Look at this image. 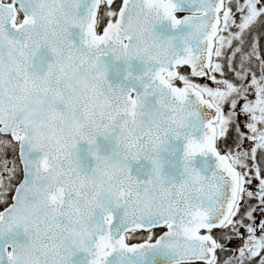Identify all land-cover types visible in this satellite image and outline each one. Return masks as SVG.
Returning <instances> with one entry per match:
<instances>
[{
  "label": "snow or ice",
  "instance_id": "1",
  "mask_svg": "<svg viewBox=\"0 0 264 264\" xmlns=\"http://www.w3.org/2000/svg\"><path fill=\"white\" fill-rule=\"evenodd\" d=\"M0 264H264V0H0Z\"/></svg>",
  "mask_w": 264,
  "mask_h": 264
}]
</instances>
